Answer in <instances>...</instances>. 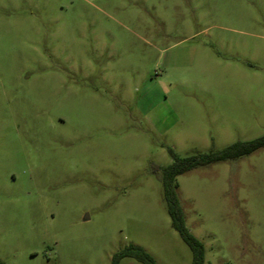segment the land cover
<instances>
[{
  "label": "rangeland",
  "instance_id": "1",
  "mask_svg": "<svg viewBox=\"0 0 264 264\" xmlns=\"http://www.w3.org/2000/svg\"><path fill=\"white\" fill-rule=\"evenodd\" d=\"M262 135L264 0H0L4 264H192L169 148ZM177 181L204 264H264V147Z\"/></svg>",
  "mask_w": 264,
  "mask_h": 264
},
{
  "label": "trees",
  "instance_id": "2",
  "mask_svg": "<svg viewBox=\"0 0 264 264\" xmlns=\"http://www.w3.org/2000/svg\"><path fill=\"white\" fill-rule=\"evenodd\" d=\"M261 147H264V135L247 141H237L219 150L195 152L186 156H180L172 147L169 148L173 161L160 167L162 170L164 198L173 227L191 248L193 255L192 264H204V245L186 225L185 213L177 193V176L198 166L241 157ZM124 256L134 257L144 264H157L152 255L137 245H130L115 253L112 264H117ZM0 264H4L1 258Z\"/></svg>",
  "mask_w": 264,
  "mask_h": 264
}]
</instances>
